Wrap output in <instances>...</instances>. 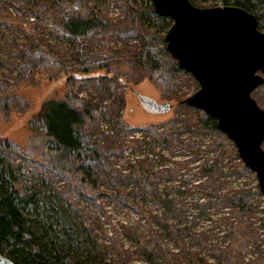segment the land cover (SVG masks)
<instances>
[{"label": "trees", "instance_id": "obj_1", "mask_svg": "<svg viewBox=\"0 0 264 264\" xmlns=\"http://www.w3.org/2000/svg\"><path fill=\"white\" fill-rule=\"evenodd\" d=\"M52 1L57 6L56 10L40 4L38 0H0V4L5 2L22 9L26 17L35 15L40 27L60 39L59 43L53 44L45 38L42 28V34L35 27L32 28L24 38L22 49L15 47L11 51L19 62L16 65V84L32 82L38 75H46L50 79L59 75L65 69L63 52L80 54L79 49L67 45L63 39L77 42L90 36L96 29L106 30L111 27L105 21V12L101 9L109 6L106 0ZM116 1L122 4L125 19L118 20L112 26L118 30H127L128 35L138 34L142 40L138 51L132 46L125 48L128 53H134L133 60L121 61L131 70L130 79H148L162 98L178 102L173 117L167 123L139 128L124 124H121L122 127L112 125L114 134L110 137L103 134L98 137L103 145L95 149L99 151L101 148L102 157H108V154L119 155V152H113L117 149L133 155L131 159L124 157L128 160L120 172L114 169V163L106 164L114 169H109L115 173L114 177L122 175L127 181L142 186L135 194L123 192V195H118L124 197L129 207L140 213L139 198L146 192H152L159 211L172 214L175 211V201L160 193L153 183L158 179L166 180L176 176L179 168L186 167L189 160L196 161L198 156L206 155L201 172L207 178L199 183L202 189L213 184V175L228 174L220 169L225 155L239 162L240 168L236 173L247 169L240 162L232 142L224 135L212 139L208 145L194 135L198 128L208 133L219 132L214 119L197 109H188L178 95L179 85L186 79L193 78L179 68L166 50L163 37L172 24L171 19L156 14L150 0ZM189 1L200 8L217 5L240 7L252 13L257 19L258 29L264 31V0H216L210 5L203 4L204 1L201 0ZM92 3L93 6L90 5ZM46 14L49 15L47 19ZM81 62L82 60L78 61L77 66L71 68L72 75L68 77V92L65 97L45 99L32 128L39 134L41 149L38 155L45 164L72 177L76 185L84 186L89 181H95L90 180L88 167L83 164L82 129L87 121L101 119L107 109L78 99L74 83L95 77L98 84L102 85L103 76L96 71L107 68L109 64ZM16 87L0 80V108L3 113L8 111L12 96L10 90ZM104 87L112 90L108 85ZM120 106L122 101L117 108ZM187 110L195 114L187 113ZM179 147L184 152L180 156L175 155V148ZM9 148L8 142L0 139L1 255L12 264H126L125 261H106L91 230L80 220L78 211L66 199L65 193L58 192L47 181H39L14 167L6 155ZM219 149L221 152H218ZM98 151H95L91 159L101 164ZM252 198L253 191L244 188L232 191L230 196L235 205L233 214L244 220L245 225L252 218L249 208ZM160 216L162 215L152 217L162 222L163 217ZM237 242L238 240L232 244ZM232 244L229 243L224 249L211 246L210 252L225 259V264H237L229 255ZM175 262H178L177 258ZM190 264L209 263L198 259L190 261Z\"/></svg>", "mask_w": 264, "mask_h": 264}, {"label": "rangeland", "instance_id": "obj_2", "mask_svg": "<svg viewBox=\"0 0 264 264\" xmlns=\"http://www.w3.org/2000/svg\"><path fill=\"white\" fill-rule=\"evenodd\" d=\"M38 1L53 10L57 9L52 0ZM106 1L109 6L101 9L105 12V21L111 27L106 30L96 29L90 36L77 42L63 39L67 45L79 49L80 54L63 52L65 69L59 75L51 79L46 75H38L32 82L20 84L15 82L16 65L19 62L11 51L15 47L22 49L24 38L33 27L42 34V27L38 25L35 15L29 18L20 8L5 2L0 4V80L17 86L10 90L12 96L7 113H3L0 108V139L6 140L10 146L6 155L14 167L39 181H47L58 192L65 193L66 199L78 211L80 220L91 230L106 261H125L126 264H190V261L204 259L209 264H225V259L210 252L211 246L224 249L229 243L238 240L231 246V259L237 264H264V195L257 188L255 174L248 169L236 173L240 164L227 155L220 169L228 174L213 175V184L207 185L205 189L199 186L207 178L201 172L205 154L198 156L196 161L189 160L186 167L179 168L176 176L166 180L158 179L153 183L160 193L175 201L172 214L159 211L152 192H146L139 198L140 213L129 207L124 197L118 196L123 195V192L135 194L142 189V186L127 181L122 175L114 177L115 173L112 172L114 169L122 171L128 160L124 157L131 159L133 155L117 149L113 152H119V155L108 154V157H102L101 148L99 151L95 149L103 145L98 137L102 134L112 136L114 132L110 131L111 125L122 127L121 124H124L139 128L165 124L173 117L178 101L162 98L148 79H130L131 70L121 61L133 60L134 53H128L125 48L132 46L138 51L142 43L141 36L128 35L127 30L114 28L112 24L125 19L124 9L116 0ZM201 1L210 5L216 0ZM45 18H49V15L46 14ZM43 30L46 39L53 44L59 43L60 39L55 34ZM80 60L81 63L92 61L95 65L109 64L107 68L96 71L103 76L102 85L98 84L95 77L74 83L78 99L107 109L101 119L87 121L82 129L83 164L88 167L90 180L95 181H89L84 186L76 185L72 177L45 164L38 155L41 149L39 134L32 128L45 99L65 97L68 77L72 75L71 68L77 66ZM104 85L110 86L112 90L105 89ZM197 88L194 79H186L179 85L178 95L184 100ZM251 95L258 106L264 109V85L256 88ZM143 98L158 106H172L167 112H150ZM120 101L122 106L118 109ZM190 111L187 110V113L195 114ZM194 135L207 145L212 139L222 136L220 132L208 133L199 128ZM262 147L264 149V142ZM95 151H98L101 164L91 159ZM182 153L180 147L175 148V155L180 156ZM108 163H114L115 168L106 166ZM241 188L253 191L249 205L252 218L248 225L233 214L235 205L230 199L232 191ZM153 215H162L160 217H163V221L155 220ZM175 258L178 262H175Z\"/></svg>", "mask_w": 264, "mask_h": 264}, {"label": "water", "instance_id": "obj_3", "mask_svg": "<svg viewBox=\"0 0 264 264\" xmlns=\"http://www.w3.org/2000/svg\"><path fill=\"white\" fill-rule=\"evenodd\" d=\"M156 14L170 18L166 50L198 84L183 103L208 115L253 172L264 195V109L252 92L264 85V31L256 17L237 6L200 8L189 0H150ZM146 109L167 112L143 98ZM0 264H12L0 254Z\"/></svg>", "mask_w": 264, "mask_h": 264}, {"label": "built area", "instance_id": "obj_4", "mask_svg": "<svg viewBox=\"0 0 264 264\" xmlns=\"http://www.w3.org/2000/svg\"><path fill=\"white\" fill-rule=\"evenodd\" d=\"M110 131H111V132H114V131H113V127H112V125L110 126Z\"/></svg>", "mask_w": 264, "mask_h": 264}]
</instances>
